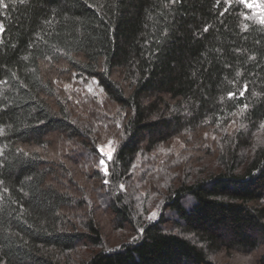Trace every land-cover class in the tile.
Returning a JSON list of instances; mask_svg holds the SVG:
<instances>
[{
    "label": "trees",
    "instance_id": "1",
    "mask_svg": "<svg viewBox=\"0 0 264 264\" xmlns=\"http://www.w3.org/2000/svg\"><path fill=\"white\" fill-rule=\"evenodd\" d=\"M248 3L2 0L0 264H264Z\"/></svg>",
    "mask_w": 264,
    "mask_h": 264
},
{
    "label": "rangeland",
    "instance_id": "2",
    "mask_svg": "<svg viewBox=\"0 0 264 264\" xmlns=\"http://www.w3.org/2000/svg\"><path fill=\"white\" fill-rule=\"evenodd\" d=\"M247 1H249V3H252L253 7H255L257 10L262 11L261 6H264V0H247ZM263 14H264V12H263ZM96 96H97V98H101L100 95L98 96L96 94ZM75 103L78 104L77 102H75ZM103 136H105V135H103ZM109 141H110L109 138H107L102 144L103 145L101 147L102 151L100 150V153H101V156H102V160L105 162L103 164L104 171H105V169L108 168V162H109L108 156L106 154L109 151L114 152V149H115V147L113 148L112 142L109 143ZM216 163L217 162L215 160L206 158V159H202V161L199 163V165L205 166V170H203V172H205L207 169L212 168V166L216 167ZM199 165L194 167V172L195 173H197L198 170L200 169ZM164 169H165L164 171H166L167 173L170 172L169 170H172L171 168H169L167 166H165ZM139 170H140V168H139ZM171 172L179 173V172H175V171H171ZM107 173L109 174L110 172L107 171ZM160 180H162V178H160ZM157 200H158L157 197H155V198L151 197V199H148L145 203L143 202V200L139 201V202H140V204H145V205L147 204V207L149 208V210H152V213L155 212L156 213L155 217H157L159 212H160V210H161V208H162V207L159 208L157 206Z\"/></svg>",
    "mask_w": 264,
    "mask_h": 264
},
{
    "label": "snow or ice",
    "instance_id": "3",
    "mask_svg": "<svg viewBox=\"0 0 264 264\" xmlns=\"http://www.w3.org/2000/svg\"><path fill=\"white\" fill-rule=\"evenodd\" d=\"M173 2H175V0H173ZM225 2H228V0H225ZM0 3H2V0H0ZM4 7H7V5L5 4ZM248 7L249 8L253 7V4L252 3H248ZM261 8H262V12H264V6H261ZM260 23L261 24H264V14H262L260 16ZM247 27L248 26L245 25V28H247ZM0 30H2V26H0ZM205 30H207V29H205ZM246 87L247 86H245V90H246ZM243 94H244L243 92L240 93L241 96H243ZM235 95H236L235 93H231L230 92L229 93V98H234ZM244 107L247 108V105H245ZM101 151H102V149H101ZM106 155L108 156V159L109 160H112L113 159V152L112 151H109ZM100 163L101 164H104L105 162L103 160H101ZM105 172L107 173V169H105ZM105 183H107V181H105ZM121 188H123V185H121ZM155 216H156V213L153 212L152 215H151V217H149V218L151 219V218H154Z\"/></svg>",
    "mask_w": 264,
    "mask_h": 264
}]
</instances>
